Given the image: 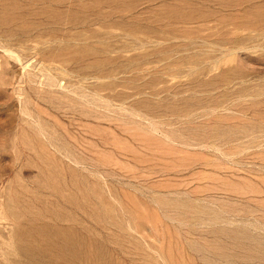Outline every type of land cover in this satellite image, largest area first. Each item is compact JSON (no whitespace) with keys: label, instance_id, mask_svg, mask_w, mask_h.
<instances>
[{"label":"rangeland","instance_id":"rangeland-1","mask_svg":"<svg viewBox=\"0 0 264 264\" xmlns=\"http://www.w3.org/2000/svg\"><path fill=\"white\" fill-rule=\"evenodd\" d=\"M0 264H264V0H0Z\"/></svg>","mask_w":264,"mask_h":264},{"label":"bare ground","instance_id":"bare-ground-1","mask_svg":"<svg viewBox=\"0 0 264 264\" xmlns=\"http://www.w3.org/2000/svg\"><path fill=\"white\" fill-rule=\"evenodd\" d=\"M18 60V59H17ZM29 116V115H28Z\"/></svg>","mask_w":264,"mask_h":264}]
</instances>
